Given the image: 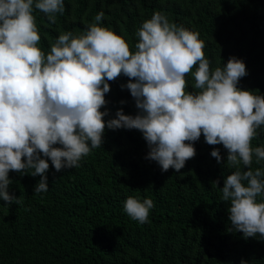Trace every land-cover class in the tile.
Returning a JSON list of instances; mask_svg holds the SVG:
<instances>
[{
    "label": "clouds",
    "instance_id": "9594fccd",
    "mask_svg": "<svg viewBox=\"0 0 264 264\" xmlns=\"http://www.w3.org/2000/svg\"><path fill=\"white\" fill-rule=\"evenodd\" d=\"M34 9L56 24L65 3L0 0V200L19 203L8 191L10 171L40 176L34 193L47 192L48 161L56 172L80 167L102 146L106 128L140 131L149 149L145 158L162 172H180L203 134L208 145H223V166L233 169L220 188L232 229L264 240V202H258L264 199V168H252L253 157L264 161V147L252 146L264 126V95L238 87L248 74L245 63L233 56L213 70L199 33L170 22L162 11L137 29L134 52L124 37L100 26V11L82 34L61 32L45 53ZM189 74L195 91L188 89ZM121 75L128 77L121 88L129 90L138 112L120 109L105 121L109 81ZM211 156L223 160L218 148ZM154 207L150 198L124 202V212L139 224L149 222Z\"/></svg>",
    "mask_w": 264,
    "mask_h": 264
},
{
    "label": "trees",
    "instance_id": "16d2710c",
    "mask_svg": "<svg viewBox=\"0 0 264 264\" xmlns=\"http://www.w3.org/2000/svg\"><path fill=\"white\" fill-rule=\"evenodd\" d=\"M64 3L65 13L57 14L56 24L34 9L38 46L45 53L61 32L82 34L100 11L105 13L100 26L124 37L134 52L137 29L154 11H162L170 22L199 33L213 70L234 56L248 73L238 87L264 95V0ZM186 79L195 91L194 77ZM127 83L123 75L109 81L105 121L116 118L120 109L137 114L129 90L121 88ZM258 132L252 146L264 147V126ZM103 141L78 168L56 172L49 160L47 192L34 193L40 176L9 172L8 191L19 203L0 200V264H264V240L259 235L245 239L232 229L229 205L221 200L220 188L233 171L223 166V145H208L202 134L193 145L195 157L180 172H162L145 158L149 149L140 131L106 128ZM214 148L220 150L221 163L211 156ZM258 167L264 168V161L257 164L253 157L252 168ZM216 180L218 186L212 185ZM129 196L153 200L149 222L139 224L124 212Z\"/></svg>",
    "mask_w": 264,
    "mask_h": 264
}]
</instances>
